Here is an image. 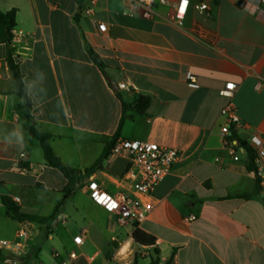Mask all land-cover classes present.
Masks as SVG:
<instances>
[{
    "label": "crops",
    "instance_id": "0c3cea01",
    "mask_svg": "<svg viewBox=\"0 0 264 264\" xmlns=\"http://www.w3.org/2000/svg\"><path fill=\"white\" fill-rule=\"evenodd\" d=\"M205 2L208 15L191 7L179 26L171 7L158 3L144 18L129 0H0L1 11L15 10L14 34L21 37L12 45L32 102L25 120L0 44V188L6 191L0 192V240L27 232L20 264H56L70 252L76 253L73 264H264V197L247 154L237 151L234 160L220 132V111L230 100L245 124L231 133L243 141L264 136V4L259 12L258 0ZM99 23L105 32L97 30ZM227 83L236 85L231 99L220 94ZM117 94L125 103L140 95L151 99L144 116L127 119L140 124L138 138L118 139L179 153L152 192L153 210L136 226L153 239L149 246L133 241L135 226L118 223L92 202L86 177L53 214L67 180L45 164L38 141L23 130L34 124L49 134L62 163L83 171L116 131ZM126 167L127 159L116 156L95 173L116 190L113 182ZM6 201L22 214L52 220L19 222ZM73 217L81 222L69 225ZM76 236L81 245L73 243ZM0 264L10 263L0 255Z\"/></svg>",
    "mask_w": 264,
    "mask_h": 264
},
{
    "label": "built area",
    "instance_id": "2783aa9c",
    "mask_svg": "<svg viewBox=\"0 0 264 264\" xmlns=\"http://www.w3.org/2000/svg\"><path fill=\"white\" fill-rule=\"evenodd\" d=\"M94 4L95 0H90ZM132 7L140 11L144 18H150L153 13L154 3L168 5L173 10V20L177 25H182V21L188 10L192 7L199 13L208 15L209 6L205 0H129ZM259 4H264V0H258L254 6L255 10ZM92 12L88 8L86 13ZM261 12V10L259 11ZM101 33L106 31V25L99 23L96 25ZM21 34H14V40L18 41ZM189 81L194 82V77L186 74ZM260 81H257L254 88L259 89ZM125 84H119L118 89H127ZM236 85L234 83L225 84L220 90V94L229 99L233 96ZM220 115L225 118V123L221 126L220 132L223 136V144L228 149L234 160H237V151L246 153V149L240 146L236 140L231 139V128L239 130L245 128V124L237 116L234 104L229 100L220 111ZM246 146L253 154L254 174L258 181L259 191L264 197V136L252 135L245 141ZM123 156L127 159V167L122 175L113 182L116 190H108L101 178H97L96 173L88 175L84 180V188L89 198L96 205L101 207L108 215L113 216L118 223L137 226L144 221L151 213L154 203L151 199L155 187L170 173L173 163L179 156L176 149L164 147L153 142L117 139L111 148L107 158ZM20 157H24L21 153ZM106 158V159H107ZM17 200V199H16ZM195 216L187 217L188 221H193ZM27 236V232L21 230L18 238L14 241L0 240V255L8 258L10 264H20L18 257L21 255L22 240ZM75 245L82 244V236L72 239ZM54 256L59 257L58 253ZM76 253L70 252L61 258L56 264H73Z\"/></svg>",
    "mask_w": 264,
    "mask_h": 264
},
{
    "label": "trees",
    "instance_id": "16d2710c",
    "mask_svg": "<svg viewBox=\"0 0 264 264\" xmlns=\"http://www.w3.org/2000/svg\"><path fill=\"white\" fill-rule=\"evenodd\" d=\"M217 1V0H215ZM15 10L11 9L9 11L3 12L0 10V44H4L6 48V58L5 63L7 69L9 71L11 81L15 86L14 94H16L21 99V104L19 105L20 109H22L25 120H30L31 115L30 112L32 110V102L27 93V87L23 81L22 74L20 72L19 64L16 61L15 54H14V47H13V38H14V30H15ZM87 53L89 58L93 62L95 66L99 69L104 70L105 65L101 58L93 52L91 49H87ZM121 102V116L119 119L118 126L116 131L114 132L113 136L109 141H107L104 145L103 151L97 160L88 168L84 169L83 171H79L77 169H73L67 167L62 163L60 158L55 155L51 146H50V135L40 131L34 124L24 125L23 130L29 134V136L38 141L44 162L47 166L53 167L59 170L65 179L67 180V184L63 188V197L55 210L53 212L56 213L58 207L63 205L64 202L72 196L76 189V185L78 182L88 175H91L102 168L103 162L106 160L111 148L114 146L116 140L121 135V128L125 120L133 119L135 116H144L146 110L148 109L151 99L148 96H137L135 101L132 103H125L120 98V95L117 94ZM231 139L237 141V143L246 149V154L248 157V169L253 171V154L251 150L246 146L245 141L241 140L237 137L235 133H231ZM14 218L19 222H38V223H47L52 220V218H40L30 215H25L20 213L17 210V207H14L9 210ZM132 239L133 241L139 246H149L153 244V239L147 236L144 232L135 229L132 232ZM150 264H157L156 260H151Z\"/></svg>",
    "mask_w": 264,
    "mask_h": 264
},
{
    "label": "rangeland",
    "instance_id": "374dc122",
    "mask_svg": "<svg viewBox=\"0 0 264 264\" xmlns=\"http://www.w3.org/2000/svg\"><path fill=\"white\" fill-rule=\"evenodd\" d=\"M135 119L139 120L140 117L139 116H135ZM141 126L140 124L137 122V123H134L132 121H129V120H125L123 125H122V128H121V134L123 136H132L134 138H138V136L141 134ZM74 222L76 223H80L81 221L77 218H71V219H68V223L69 225H73ZM22 240V239H21ZM43 241H46L45 239H43ZM44 251H46L47 253H49V246L46 245L45 248H44Z\"/></svg>",
    "mask_w": 264,
    "mask_h": 264
},
{
    "label": "water",
    "instance_id": "95a60500",
    "mask_svg": "<svg viewBox=\"0 0 264 264\" xmlns=\"http://www.w3.org/2000/svg\"><path fill=\"white\" fill-rule=\"evenodd\" d=\"M238 6H242L243 5V1H238L237 2ZM107 81L109 82V84L111 85L113 91H117V86L115 85V83H113L109 78H107ZM2 190V191H1ZM0 192L2 193H6L5 190H3V188H0ZM7 205L9 206L10 209H12L14 207V205L10 202V201H6Z\"/></svg>",
    "mask_w": 264,
    "mask_h": 264
}]
</instances>
